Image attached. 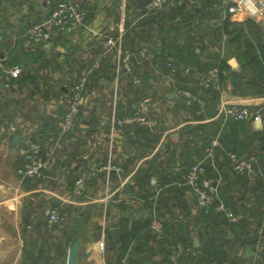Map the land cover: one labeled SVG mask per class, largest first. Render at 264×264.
I'll use <instances>...</instances> for the list:
<instances>
[{
    "label": "crops",
    "instance_id": "obj_1",
    "mask_svg": "<svg viewBox=\"0 0 264 264\" xmlns=\"http://www.w3.org/2000/svg\"><path fill=\"white\" fill-rule=\"evenodd\" d=\"M1 1L0 12H5L3 14L5 21H1L0 30H5L4 39L8 44L12 43L22 31L24 17L30 16L29 23H31L38 18H46L52 10L51 0ZM77 1L83 7H87L86 24L82 28L70 29L60 40H55V43L52 42L48 47L43 48L47 57L45 62L49 64L38 66L37 83H31L29 80L23 85L15 83L9 90L0 83V264H17L19 259V264H67L69 250L73 246L68 233L70 230L65 224L52 226L48 223V212L52 207L61 208L70 221L75 211L76 214L82 213L87 216V219H84L82 214L79 216L82 223L79 225L80 233L77 235L81 243L76 255L78 264L113 263V251L118 241L111 230L118 229L120 236L123 217L129 215L132 222V220H144L150 214L145 201L139 198L142 193L135 185L136 173L125 184H123L124 178L121 179L114 173L108 192L103 175L89 179L81 186H77V180L80 173L88 172L98 158L103 160L110 148L116 47L104 55L101 70L90 75L88 100L81 108L83 117L79 119L75 132L70 134L71 138L69 135V137H60L62 110L58 103L63 92L61 86L75 79L81 71L90 66L94 58L105 53V36L117 38L122 27L125 29L122 38L123 47L135 51L142 46L149 49L157 48L162 44L161 39L167 36V41L171 42L176 35L175 31L184 36L192 28L194 31L191 35L196 39L204 33L211 35L221 24L220 18H208L205 22L199 20L193 25L183 22L181 14L173 11L170 6L145 14L141 6L146 0H129L128 3L127 0ZM248 19H253L264 26V16L253 14L250 9L230 17L232 22L239 23ZM210 37V39L204 37V43H199L203 48L201 61H206L208 54L219 53L228 63L231 59H235L237 65L232 67L234 70H239L238 59L229 55L224 49L225 37L215 44L211 41L212 36ZM204 45L209 48L208 51ZM24 46L29 51L34 47L29 41H25ZM0 57L6 64L8 53L1 51ZM138 61L137 58H133L130 66L124 68L118 100L127 96L123 87L127 86L129 81L132 80L131 82L136 84L133 88L139 86L140 75L144 72L138 67L142 64ZM108 64H111V68ZM149 66L147 71L150 73L153 66L152 64ZM32 73L35 71L33 70ZM138 73V76L135 75ZM162 78L158 82L161 90L157 94L160 128L151 134L152 149L148 151L143 149L140 144H143L144 140L136 141L133 132L128 136L117 138L114 142L116 159L123 163L126 170H130L138 163L147 166L156 154H163L170 145L175 146L178 155L179 144H182L186 138L181 137V133L186 126L183 123L191 113L182 102H179V97L174 95L175 90H168L169 84L166 83L165 77ZM168 96L173 97L168 98ZM257 98L259 97L235 95L232 93L230 81H226L219 105L224 101L239 105H254L258 103ZM189 102L187 100V104ZM50 119H53L54 123L49 125V129L44 130L42 127ZM53 124H57V133L51 130ZM262 126L260 127L257 122L252 124L253 129H261ZM15 134L20 135L21 142L17 145L16 152L12 154L11 143ZM30 134L33 138H37L39 134L44 137L43 152L46 159V167L41 176L34 179L23 178L18 173L20 159L23 157L22 148ZM129 136L136 142L131 141ZM163 157L166 156L162 155L161 159ZM174 171H179V166L175 167ZM225 172L231 174L229 170ZM129 174L131 175V171H128L124 177ZM253 180L252 178L251 184ZM218 185V181H212L213 188L217 189ZM169 186L166 185V188ZM151 188L155 192L159 189V194L168 196L166 201L170 205L177 203L176 192L172 191L168 195L164 187L151 185ZM108 193L110 197L106 198ZM188 193L186 189L185 197L192 205L193 217L197 211L196 203ZM253 200L254 198L250 197L247 200L248 205L252 204ZM125 207L130 208V212L126 211ZM252 217L249 216L252 221L248 235L250 237L253 236L257 225ZM260 230L264 231V223L258 232ZM232 237L226 250L244 255L249 246L245 245L242 239L232 241ZM195 238L200 240L196 234L193 235V241ZM157 241L150 240L149 246L158 249ZM256 243L254 247L251 246L255 255L247 258L250 260L244 264H264V253L256 252ZM179 255L177 251L170 256L173 264H183L179 261ZM153 256V263L161 259L159 254ZM137 258L142 262L145 254L141 253Z\"/></svg>",
    "mask_w": 264,
    "mask_h": 264
},
{
    "label": "trees",
    "instance_id": "obj_2",
    "mask_svg": "<svg viewBox=\"0 0 264 264\" xmlns=\"http://www.w3.org/2000/svg\"><path fill=\"white\" fill-rule=\"evenodd\" d=\"M148 1L146 0L141 6L143 12ZM217 1L195 0L190 8L186 4L170 6L173 11L181 14L183 22L193 25L198 23L199 20L205 22L208 18H220L221 24L214 29L213 34L204 33L198 39L191 35V32L194 31L192 28L184 36L175 31L176 35L171 42L167 41V36L161 39V46L150 48V61H145L138 66L144 72L140 75L139 86L133 88L136 84L132 83L131 80L127 86L123 87L127 96L125 98L123 96L124 99L118 100L117 116L121 117L124 113L131 111L132 104H139L147 96L158 99V89L153 87L151 81L160 82L163 79L162 77L170 75V73L173 78L169 83L171 90H189L197 96V100H190L187 104V99L179 95V102H182L192 116L198 120L212 119L216 116L222 96V88L226 81H230L232 93L235 95L264 96V26L253 19L239 23L232 22L229 16L224 18L221 10L212 9V5ZM0 2L2 1L0 0ZM59 2L60 0H51V9L53 10ZM128 2L129 0H127ZM84 9L87 11V7H84ZM4 13V11L0 12V25H2L1 21H5V18H3ZM50 14L46 18H38L31 23H29L30 16L24 17L22 19V22L25 20L22 31L9 44L4 39L6 36L3 31L5 30H0V52L8 53L6 64H20L25 67L23 74L12 80L14 84L23 85L28 80L31 83H37L38 71L36 70L38 66L42 67L49 64V62H45L47 57L43 47L33 45V50L29 51L24 43L29 41L26 36L30 26L44 22ZM26 26L27 29H25ZM210 36H212L211 41L214 44L225 37L224 49L229 55H233L238 59L239 70H234L227 59L221 58L219 53L208 54L206 55V61H201L203 48L199 43H204V37L210 39ZM58 39H54L53 42L55 43V40ZM205 47L208 51L209 48ZM197 49H199V52H197ZM150 64H152L153 69L149 73L147 68H150ZM59 65L62 67L61 63ZM108 66L111 68V64H108ZM113 66L115 69V64ZM185 68H189L190 71L186 73ZM213 68H218V82L209 88L201 86L200 79ZM33 70L35 73H32ZM124 71L123 69L122 72ZM135 75L138 76L139 73ZM262 108L261 112L264 114V107ZM252 109L257 108L252 107ZM60 113L62 114L63 110ZM81 115L82 110L79 119L83 117ZM253 120L254 115L243 121H236L231 118L225 120L222 115L213 121L197 124L196 126L186 125L181 133V137L186 138L182 144H179L180 152L178 155L175 146L170 145L163 154H156L147 163V166L139 167L134 176L135 185L142 193L139 198L145 201L150 209V214L144 220H132V222L129 215L122 218L119 241L116 242L117 245L113 251V263L110 262V264H122L126 256L129 264H173L170 256L178 251L179 246L183 249V252L179 255V261L183 264H244L250 260L245 258L244 255L234 254L226 249L232 236V241L242 239L245 245L254 247L259 235L258 230L264 221V115L261 129H253ZM51 123H54L53 119H50L42 128L44 130L49 129ZM51 130L57 133V124H53ZM132 132L136 137V141L141 142L144 140V143L140 144L143 149L146 151L152 149L151 134H154L153 131L146 127L134 126L130 129V133ZM65 136L72 137L70 134ZM217 136L221 147L215 149L216 158L214 160L209 158L204 161V174L202 175L204 179L219 182L216 189V199L210 207H197V211L192 217V205L187 202L185 197V190L188 187L182 186L181 183L191 166L196 161L203 159L201 157L207 155L211 148V140ZM37 137L42 149H44V137L40 134ZM130 139L132 141L134 138L130 137ZM34 140L37 141V138L35 137ZM135 140L133 142H136ZM229 151L239 156L255 157L257 164L254 165L253 172L240 174L232 171L227 156ZM160 155L166 157L161 159ZM19 164V167H21L23 164L22 158ZM177 166H179V171H174ZM225 170H229L231 174H227L228 172L226 173ZM152 178H157L159 186L164 187L168 195L172 191L176 192V204L170 205L166 201L168 196H164L162 193L157 195V191L152 190ZM252 178L254 179L253 184H251ZM166 185H170V188H166ZM250 197H253L254 200L252 204L248 205L247 200ZM220 202H224L235 214H242V219L237 223L228 222L224 214L216 211V207ZM124 209L130 212V208L125 207ZM60 212L64 215L61 208ZM81 214H76L75 211L74 216L71 218L72 222L64 215L67 218L65 225L70 230L68 233L72 245L80 240L77 235L80 233L79 225L82 223L81 218H79ZM154 216H160L163 219L164 234L159 238H156L157 236L151 231ZM249 216H253L252 218L255 219L257 224L252 237L248 236L252 222ZM83 218L87 219V216L83 215ZM194 234L200 239L199 247L194 246ZM150 240H158V249L149 246ZM187 248H191L197 253L194 255L187 252ZM141 253L145 254V259L139 262L137 256ZM153 254H159L161 259L153 263Z\"/></svg>",
    "mask_w": 264,
    "mask_h": 264
},
{
    "label": "built area",
    "instance_id": "obj_3",
    "mask_svg": "<svg viewBox=\"0 0 264 264\" xmlns=\"http://www.w3.org/2000/svg\"><path fill=\"white\" fill-rule=\"evenodd\" d=\"M195 3V0H149L144 7L145 14H150L158 10H162L167 6H181L186 4L188 8ZM212 9L221 10L223 17H232L238 15L250 9L253 14L258 16H264V0H218L212 5ZM87 21V11L77 0H60L57 6L51 11L48 19L40 24H34L30 26L27 32L29 43L32 45H38L43 48L48 47L54 39L64 37L70 29L82 28L85 26ZM125 29L122 27L120 35L115 38L112 36H105V53L99 54L94 58L90 66L81 71L75 79L67 81L62 84L61 88L63 92L61 94L59 107L63 110L60 120V137L75 132L79 114L83 105H86L88 100V85L90 82V75L99 70L102 67V60L104 55L109 53L114 47H116V60H115V94L113 101V110L111 113L112 125L111 132L109 135L111 144L108 154L103 160L98 158L92 165L88 172H81L79 179L77 180V186H81L87 180L98 178L100 175L105 177L107 192L110 189V183L112 181L113 174H117L119 178H124L123 184H125L130 177H132L139 167L140 163L134 165L130 170H126L123 163L117 161L115 156L114 142L117 138L125 137L130 134V129L134 126H141L149 128L151 131H157L160 128V112L157 111L158 99L153 96H147L143 98L139 104L134 103L131 106V111L124 113L121 117L117 116L116 109L118 104V92L121 86L120 79L122 80V71L125 67L130 66L133 58H137L139 63H144L150 60L149 47L142 46L133 51L130 48H125L122 45L123 34ZM171 60V59H170ZM171 66V64H169ZM25 70L20 64L7 65L4 60L0 57V83L5 89H11L14 86L13 79L19 78ZM189 68H185V72L188 73ZM219 71L218 68L210 69L200 79L201 86L209 88L216 82H218ZM166 83L169 84L173 78L172 74L165 76ZM153 87L161 90L158 86L160 83L151 81ZM168 90L170 86L168 85ZM181 95L187 100H197V96L189 90L175 91L174 95ZM258 103L254 105H239L230 101L221 102L218 106L217 114L212 119L198 120L192 115H189L187 121L183 125H196L205 122L213 121L220 116H224L225 120L228 118L236 121L247 120L250 116L254 115V122H257L260 127L263 125V113L262 107H264V96L257 98ZM252 107L257 109H252ZM32 134L29 135L28 141L22 148V159L23 164L18 169V173L23 178L34 179L41 176L42 171L46 167V159L42 145L37 141L33 140ZM210 150L203 159H200L194 163L187 174L185 175L182 186H187L188 194L195 200L197 207H210L214 204L216 199V189L212 187V181L209 179L202 178L204 174V161L211 158H216L215 149L221 147L220 140L217 137L211 140ZM227 156L230 162L232 171L236 173L253 172L254 165L257 164L255 157L239 156L234 152H227ZM131 171V175H124ZM151 185L158 187L157 178L151 179ZM160 190L158 189L157 195ZM110 197L108 193L106 198ZM216 211L224 214L227 221L230 223H237L242 219V214H235L234 211L228 208L224 202H220ZM264 217V216H263ZM66 217L61 214L60 208L52 207L48 212V223L52 226H59L66 223ZM264 223V221H263ZM263 226V225H262ZM151 231L157 237H161L164 234L163 219L160 216H154L151 223ZM178 253L183 252L181 246L178 247ZM256 252L264 253V231L260 230L257 237V243L255 247ZM187 252H191L194 255L197 253L191 248L186 249ZM128 257L124 259L122 264H129Z\"/></svg>",
    "mask_w": 264,
    "mask_h": 264
},
{
    "label": "water",
    "instance_id": "obj_4",
    "mask_svg": "<svg viewBox=\"0 0 264 264\" xmlns=\"http://www.w3.org/2000/svg\"><path fill=\"white\" fill-rule=\"evenodd\" d=\"M229 64L231 66H236L237 65V62L235 59H231L229 61ZM2 85V84H1ZM173 96H168V98H172ZM21 142V138H20V135L19 134H15L14 135V138L12 140V143H11V152L12 154H14L16 152V147L17 145ZM215 185V184H214ZM113 236L115 237L116 241H119V231L118 229H112L111 230ZM80 241H77L69 250V255H68V261H67V264H78L77 262V253L79 251V248H80ZM194 246H199V241L197 238L194 239ZM255 255V252L254 250L252 249L251 246H249L246 251H245V258H251Z\"/></svg>",
    "mask_w": 264,
    "mask_h": 264
},
{
    "label": "rangeland",
    "instance_id": "obj_5",
    "mask_svg": "<svg viewBox=\"0 0 264 264\" xmlns=\"http://www.w3.org/2000/svg\"><path fill=\"white\" fill-rule=\"evenodd\" d=\"M19 261H20V259H19ZM19 261L17 262V264H19ZM6 264V263H5Z\"/></svg>",
    "mask_w": 264,
    "mask_h": 264
}]
</instances>
